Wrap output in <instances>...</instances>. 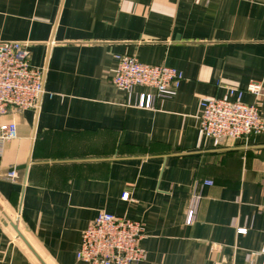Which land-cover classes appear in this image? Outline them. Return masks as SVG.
I'll return each mask as SVG.
<instances>
[{
  "label": "crops",
  "instance_id": "obj_1",
  "mask_svg": "<svg viewBox=\"0 0 264 264\" xmlns=\"http://www.w3.org/2000/svg\"><path fill=\"white\" fill-rule=\"evenodd\" d=\"M0 41L46 67L39 108L0 117L17 126L0 145V264H86L100 211L143 224L138 264H264V133L217 141L199 123L200 98L249 83L264 118V0H0ZM123 55L180 71L176 95L137 107L153 91L112 84Z\"/></svg>",
  "mask_w": 264,
  "mask_h": 264
},
{
  "label": "built area",
  "instance_id": "obj_2",
  "mask_svg": "<svg viewBox=\"0 0 264 264\" xmlns=\"http://www.w3.org/2000/svg\"><path fill=\"white\" fill-rule=\"evenodd\" d=\"M195 3L205 0H193ZM118 66L112 77V84L119 90L130 93L135 87H146L153 93L141 94L137 107L152 109L160 97L176 95L183 79L182 73L164 65H149L138 62L130 56H118ZM46 67L30 65L26 43L0 41V117L11 108L17 110L38 109L44 94ZM260 83H249L244 89L228 88L221 98L199 99V123L206 139L235 141L246 140L264 133V118L256 104L244 103L245 93L254 97L262 95ZM17 137V126L13 122L0 123V145ZM13 172L9 174L13 177ZM211 185V181H204ZM128 201V193L121 195ZM193 206L187 210L186 224L194 216ZM264 200V197H263ZM244 234L246 229H238ZM144 226L139 221L119 218L100 211L81 235L76 259L86 264H138L145 260L141 247ZM211 250L214 247L211 246ZM264 251V243L262 245Z\"/></svg>",
  "mask_w": 264,
  "mask_h": 264
}]
</instances>
